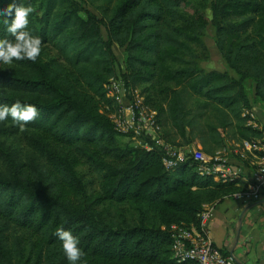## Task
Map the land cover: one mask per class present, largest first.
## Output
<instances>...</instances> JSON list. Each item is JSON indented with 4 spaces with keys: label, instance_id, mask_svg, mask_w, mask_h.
<instances>
[{
    "label": "trees",
    "instance_id": "1",
    "mask_svg": "<svg viewBox=\"0 0 264 264\" xmlns=\"http://www.w3.org/2000/svg\"><path fill=\"white\" fill-rule=\"evenodd\" d=\"M206 1L117 0L110 14L97 8L102 22L75 0H15L34 7L27 30L42 51L35 63L14 60L17 75L0 72V105L20 100L40 114L23 130L11 118L0 123V264H68L60 227L79 237L87 264H178L171 226L200 231L203 206L245 189L200 176L191 161L166 170L159 149L120 145L102 112L113 105L104 85L115 75V44L121 78L141 89L167 142L213 155L229 141L261 138L241 112L264 110V0H213L210 21ZM5 19L0 39L12 40ZM209 24L235 76L199 67ZM25 131L29 149L18 138Z\"/></svg>",
    "mask_w": 264,
    "mask_h": 264
},
{
    "label": "built area",
    "instance_id": "2",
    "mask_svg": "<svg viewBox=\"0 0 264 264\" xmlns=\"http://www.w3.org/2000/svg\"><path fill=\"white\" fill-rule=\"evenodd\" d=\"M113 100L112 107L102 112L111 121L114 131L132 142L135 148L162 152V166L171 170L186 161L195 165L200 176H209L215 182L244 183L245 189L233 195L241 203L264 199V110L259 104L243 109L245 126L261 132V138L229 141L213 155L205 154L199 144L176 146L162 137L157 112L150 107L138 89L127 87L123 81L111 77L104 85ZM211 205L203 206L198 214L200 231L193 227L171 226L172 258L176 263L234 264L207 238L204 225L211 213Z\"/></svg>",
    "mask_w": 264,
    "mask_h": 264
},
{
    "label": "clouds",
    "instance_id": "3",
    "mask_svg": "<svg viewBox=\"0 0 264 264\" xmlns=\"http://www.w3.org/2000/svg\"><path fill=\"white\" fill-rule=\"evenodd\" d=\"M34 7L29 4H17L15 0L6 8L0 9V17H12L11 22L7 19V31L14 38L0 39V63L10 65L15 61L28 60L35 63L42 51V38L33 35L28 29L29 16L34 13ZM39 109L31 103H23L16 100L8 105H0V123L11 118L12 122L21 130L26 124L33 122L39 116ZM55 235L61 241L62 250L68 264H87L84 259L85 251L80 247V239L74 236L71 230L63 227L57 228Z\"/></svg>",
    "mask_w": 264,
    "mask_h": 264
},
{
    "label": "crops",
    "instance_id": "4",
    "mask_svg": "<svg viewBox=\"0 0 264 264\" xmlns=\"http://www.w3.org/2000/svg\"><path fill=\"white\" fill-rule=\"evenodd\" d=\"M210 209L204 231L211 243L234 264H264V199L225 198Z\"/></svg>",
    "mask_w": 264,
    "mask_h": 264
},
{
    "label": "rangeland",
    "instance_id": "5",
    "mask_svg": "<svg viewBox=\"0 0 264 264\" xmlns=\"http://www.w3.org/2000/svg\"><path fill=\"white\" fill-rule=\"evenodd\" d=\"M75 1L81 7L82 10L85 9V10L92 12L93 14H95L97 16V18L99 20L104 22V19L102 18L100 11L97 8L100 6L107 7L109 14H110V11L113 8V6L115 5L117 0H97V1L75 0ZM211 1H213V0H207L205 2V6L203 8V12L209 21L212 18V14H211V11L209 9ZM101 33H102L103 39L107 40V34H106V32L102 26H101ZM203 41H204L206 48H207L208 58L204 61H201L199 63V67L206 72H208V71L227 72L230 76H235L234 73L226 67V65L224 64L216 46H215L214 28L212 27L211 24H209L206 28V33H205V37L203 38ZM111 49H112V52H113V55L115 58V62H116L114 77H115V79L124 82V80L121 78L122 77L121 76V66L123 64V49L119 48L115 44H113L111 46ZM43 53L45 55H49V57H55L56 56L55 51L53 50V48L50 45H44L43 46ZM42 58L44 59L45 56H42ZM0 72L4 75H17L19 73V69L17 68L16 63L13 61L12 64H10V65L2 64V66L0 67ZM138 90L140 91L141 89L138 88ZM247 91L250 94V96L252 97L251 84L250 83L247 85ZM228 135H230V134L228 133ZM32 136H33V133L31 131L21 132V134L18 136L21 146L26 147ZM119 143H120V145H123V146L124 145L126 146L128 144L129 146L134 147L132 142H130L126 138H120ZM25 149H29V146H27Z\"/></svg>",
    "mask_w": 264,
    "mask_h": 264
}]
</instances>
